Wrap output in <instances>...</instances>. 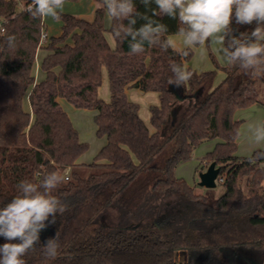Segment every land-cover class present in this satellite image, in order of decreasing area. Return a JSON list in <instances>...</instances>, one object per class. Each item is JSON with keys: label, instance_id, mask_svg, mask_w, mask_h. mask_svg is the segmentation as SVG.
<instances>
[{"label": "trees", "instance_id": "obj_1", "mask_svg": "<svg viewBox=\"0 0 264 264\" xmlns=\"http://www.w3.org/2000/svg\"><path fill=\"white\" fill-rule=\"evenodd\" d=\"M135 3L151 15L140 0ZM24 9L18 0H0V16L8 20L0 33V207L18 194L19 182H38L51 171L65 177L54 194L68 205L23 257L25 264H264V160L237 156L233 139L242 123L235 112L256 103L264 107V76L221 66L210 52L215 69L188 66L192 79L176 87L168 84L170 65H187L194 50L183 61L159 48L130 55L127 40H108L111 23L106 27L100 6L92 19L63 12L62 32L42 43L44 20ZM153 18L169 34L178 29L176 19ZM145 22L138 19L135 27ZM232 27L238 35L255 24L236 25L233 18ZM8 35L16 37L14 49L6 45ZM39 49L47 53L40 63L45 77L37 80ZM218 70L225 76L214 84ZM104 73L109 100L99 95ZM128 88L159 94L160 104L149 107L150 125ZM59 99L97 111L96 134L106 143L92 162L78 161L89 144ZM214 138L220 141L205 157L224 178L217 196L213 189L197 193L176 175L198 146ZM55 234L61 249L50 260L42 245Z\"/></svg>", "mask_w": 264, "mask_h": 264}, {"label": "clouds", "instance_id": "obj_2", "mask_svg": "<svg viewBox=\"0 0 264 264\" xmlns=\"http://www.w3.org/2000/svg\"><path fill=\"white\" fill-rule=\"evenodd\" d=\"M66 0H30L24 11L33 19L60 21ZM151 15L137 10L135 0H101L111 21L113 38L128 41L130 55L144 53L147 48L171 52L181 61L197 48H214L224 64L251 75L264 76V0H140ZM156 8L151 9V4ZM168 16L178 20V29L169 34L168 26L153 17ZM253 25L250 32L232 27ZM138 19L146 21L136 28ZM126 21V23H125ZM130 38V39H129ZM6 45L16 47L15 35H8ZM169 85L182 87L193 77L188 65L173 62L170 65ZM255 128L253 142L264 145V121ZM240 136L236 132L233 139ZM249 163L264 160V150H257ZM65 182L59 171L42 175L38 182L22 180L16 185L18 194L0 207V264H25V257L40 244L41 233L56 223L58 215L68 211V205L54 192ZM58 234L42 245L45 258L54 260L60 254Z\"/></svg>", "mask_w": 264, "mask_h": 264}, {"label": "rangeland", "instance_id": "obj_3", "mask_svg": "<svg viewBox=\"0 0 264 264\" xmlns=\"http://www.w3.org/2000/svg\"><path fill=\"white\" fill-rule=\"evenodd\" d=\"M66 2L67 3H65L64 11L72 13L73 10L75 9V7L72 5V2H76V1L66 0ZM25 3H26L25 1L18 0V9L20 10L22 8H25L26 7ZM0 18L4 19L1 16ZM45 20L50 21L52 19L48 18ZM106 36L113 45L114 40L112 35L108 32L106 33ZM44 42H46V40H44ZM210 52L215 56L216 62L219 65L221 66L225 65L220 57V54L216 52L214 48L195 49L194 55L192 59L187 63V65L196 69L197 71H206V70L215 69V63L210 56ZM39 54H40V49L38 50L37 53V57H36L37 60ZM224 76H225L224 72L222 70H218L217 75L215 77L216 84L221 82ZM99 93L101 98H103L104 100H109L110 93H109L107 74L103 75V82L99 89ZM103 95L105 97H103ZM59 102L70 115L74 126L79 131L80 139L89 144L88 150L81 155L80 161L86 163L92 162L95 156L97 155V153L99 152V150L106 143L105 137H98L96 134V125L94 122V117L97 111L95 109L76 108L73 105L65 102V100L63 99H59ZM138 104H140L142 117L145 118L147 124L150 125V119H149L150 105H148L147 101L144 99H140V103ZM26 106L29 107V104H27L25 100L24 107L26 108ZM234 117L242 121L239 128L240 136L238 137L237 140L238 149L236 151V155L246 157L250 155L256 148L263 149L264 145H257L253 142L255 128L254 127L250 128V126L257 125L259 124V122L264 121V108L261 107L260 104L259 105L253 104L249 107L238 109L235 112ZM218 141H220L219 138H214L203 142L200 146H198L195 149L192 157L189 160L180 164L179 169L182 172L181 176H183L192 186L195 187V191L197 193H205L207 191V188L199 185V181H200L199 175L202 171H206V169L210 165L211 162L205 156L209 151H211L215 147ZM68 173L69 171H66V175H68ZM241 185L245 190H247L248 187L247 178H244L241 181ZM213 191L217 196L224 192V188L220 183H217V186L213 188ZM178 259L182 261L184 258L182 256H179Z\"/></svg>", "mask_w": 264, "mask_h": 264}, {"label": "crops", "instance_id": "obj_4", "mask_svg": "<svg viewBox=\"0 0 264 264\" xmlns=\"http://www.w3.org/2000/svg\"><path fill=\"white\" fill-rule=\"evenodd\" d=\"M65 3H67V2H65ZM68 3H70V2H68ZM72 5L75 7V9L73 10V12L71 14H74V15L80 16V17H84L87 19H92L94 16V11H95L96 7H98L100 4L94 0H80L79 2H77V1L72 2ZM63 12H65V11H63ZM66 13H69V12H66ZM43 20H44V23L46 24V32L45 33L47 34L48 38L51 36H57L62 32V28H61L62 22L61 21H53V20L47 21L45 19H43ZM110 23H111L110 18L108 16H106V19H105L106 27H109ZM46 53H47V51L45 49H40V54L38 55V60L36 59L35 75H36L37 80L43 79L45 77V73L40 68V63H41V60L43 59V57L46 55ZM104 74H106V73H104ZM214 84H216V82H214ZM126 93H127L128 98L131 101L136 102V103H140V99H144L147 101V104L150 106L152 104H160V97H159V94L156 92H142L141 90H139L137 88H128L126 90ZM99 95H100V93H99ZM103 97H105V96L103 95ZM65 102H67V101H65ZM256 104H258V103H256ZM139 106H140V104H139ZM260 106L263 107L262 105H260ZM139 112L141 115V108H140ZM141 117H142V115H141ZM149 119H150V115H149ZM143 120L147 123L145 118H143ZM256 149H254V151ZM263 150H264V148H263ZM250 155H248V156H250ZM239 157H244V156H239ZM78 161L81 162L80 158L78 159ZM179 168H180V165L176 168V175L179 177H183V176H181L182 172L180 171Z\"/></svg>", "mask_w": 264, "mask_h": 264}, {"label": "water", "instance_id": "obj_5", "mask_svg": "<svg viewBox=\"0 0 264 264\" xmlns=\"http://www.w3.org/2000/svg\"><path fill=\"white\" fill-rule=\"evenodd\" d=\"M220 173V168L216 166V162H211L206 171H202L199 175V185L213 189L217 186V177Z\"/></svg>", "mask_w": 264, "mask_h": 264}, {"label": "built area", "instance_id": "obj_6", "mask_svg": "<svg viewBox=\"0 0 264 264\" xmlns=\"http://www.w3.org/2000/svg\"><path fill=\"white\" fill-rule=\"evenodd\" d=\"M26 4V3H25ZM26 6H27V4H26ZM8 22V20L7 19H1L0 18V33H4L5 32V25H6V23ZM48 37H47V34L46 33H44L43 35H42V43H44V40H46ZM223 180H224V178L223 177H220L219 175H218V177H217V183H222L223 182Z\"/></svg>", "mask_w": 264, "mask_h": 264}]
</instances>
